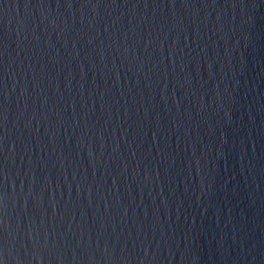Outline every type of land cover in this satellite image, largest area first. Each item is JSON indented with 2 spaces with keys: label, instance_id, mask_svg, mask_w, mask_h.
<instances>
[{
  "label": "water",
  "instance_id": "obj_1",
  "mask_svg": "<svg viewBox=\"0 0 264 264\" xmlns=\"http://www.w3.org/2000/svg\"><path fill=\"white\" fill-rule=\"evenodd\" d=\"M4 264H264V0H0Z\"/></svg>",
  "mask_w": 264,
  "mask_h": 264
},
{
  "label": "snow or ice",
  "instance_id": "obj_2",
  "mask_svg": "<svg viewBox=\"0 0 264 264\" xmlns=\"http://www.w3.org/2000/svg\"><path fill=\"white\" fill-rule=\"evenodd\" d=\"M0 264H4V262H3V259H2V258H0Z\"/></svg>",
  "mask_w": 264,
  "mask_h": 264
}]
</instances>
